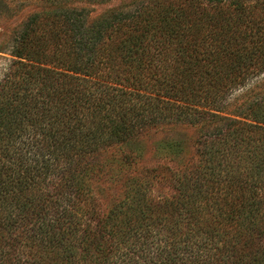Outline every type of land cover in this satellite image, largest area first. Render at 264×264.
Instances as JSON below:
<instances>
[{"label":"trees","instance_id":"obj_1","mask_svg":"<svg viewBox=\"0 0 264 264\" xmlns=\"http://www.w3.org/2000/svg\"><path fill=\"white\" fill-rule=\"evenodd\" d=\"M48 1L0 80V264H264V0ZM168 125L177 197L104 210L95 156Z\"/></svg>","mask_w":264,"mask_h":264},{"label":"rangeland","instance_id":"obj_2","mask_svg":"<svg viewBox=\"0 0 264 264\" xmlns=\"http://www.w3.org/2000/svg\"><path fill=\"white\" fill-rule=\"evenodd\" d=\"M69 0L67 5L78 9L86 8L96 18L106 10L122 6L123 0ZM0 5V80L11 61L9 51L11 38H14L22 25L34 13L54 9L48 0H3ZM129 3L130 0H127ZM227 4V3H226ZM197 128L189 125H168L153 128L132 144L113 145L103 153L97 154V162L102 167L94 187L103 209L124 195L132 183H143L146 193L156 199L177 197L179 185L175 178L176 169L193 164L196 159L194 140ZM129 155L130 165L124 161ZM95 160V159H94ZM264 232V224L262 225Z\"/></svg>","mask_w":264,"mask_h":264}]
</instances>
